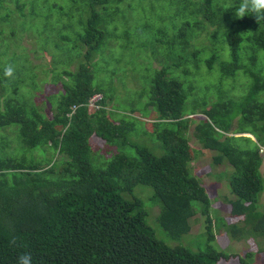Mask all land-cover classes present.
<instances>
[{
	"label": "trees",
	"instance_id": "16d2710c",
	"mask_svg": "<svg viewBox=\"0 0 264 264\" xmlns=\"http://www.w3.org/2000/svg\"><path fill=\"white\" fill-rule=\"evenodd\" d=\"M240 2L0 0V46L5 25L14 19L21 24L40 20L67 43L62 29L65 24L73 28L74 16L83 28L75 37L85 44L78 67L58 72L54 84L62 89L47 95L48 114L33 96L18 95L15 79L22 82V77L16 78L14 70L6 76L0 69V264H17L25 252L33 264H228L237 255L212 244L211 199L192 170L199 153L192 139L200 149L214 152L211 165L229 167V214L236 220L223 218L222 225L235 239L241 233L254 235L255 251L264 254L259 204L264 190V20L257 21L254 14L237 17ZM140 6L152 10L140 29L152 36L159 24L163 33L167 28L169 38L156 40L169 48L168 54L176 51L173 64L182 73L172 75L170 63L159 55L154 58L161 65L150 66L161 154L129 141L133 118L127 110L107 108L112 96L107 84L94 83L92 69L95 52L116 23L109 13L126 16ZM152 50L160 54L154 45ZM117 71L108 67L109 77ZM204 71L214 80L208 81ZM190 74L196 79L201 74V83L188 80ZM95 94L101 95L97 107H89ZM94 136L109 147L104 155L94 151ZM137 184L152 187L160 205L158 223L172 240L190 232L196 214L206 215V239L198 251L155 235L133 193ZM14 236L16 245L10 243ZM253 253L239 256L241 263L250 264Z\"/></svg>",
	"mask_w": 264,
	"mask_h": 264
},
{
	"label": "rangeland",
	"instance_id": "374dc122",
	"mask_svg": "<svg viewBox=\"0 0 264 264\" xmlns=\"http://www.w3.org/2000/svg\"><path fill=\"white\" fill-rule=\"evenodd\" d=\"M145 8L148 10L143 12ZM151 11V8L147 6H144V8L140 6L139 8H134L131 12L127 11L126 16L119 13H109L112 17L110 20H115L116 23L110 25L103 45L95 52V62L93 61L92 69L95 72L94 83L107 84V92L112 96V98L109 97L107 99V108L113 106L117 110H127L129 118H133L135 127L133 131L128 133L129 141L146 145L154 153L161 154L164 151L163 142L157 136L156 127L153 124V120L156 119L159 111L157 106L150 100L148 84L152 73L150 66L159 67L161 65L159 58H154L155 55H159L162 61L164 60L163 63H170L172 75L178 77L180 72L178 71V65L173 64L176 51L174 50L171 52L172 54H168L169 48L156 40V37H162L163 35L164 40L167 37L169 38L167 28L163 33L162 28L164 26L159 24L156 27L157 31L152 36L146 29H140V26L145 23V18H148ZM73 18V28L68 27L66 24L63 27L61 23V27L64 28L62 31L68 40L67 43L58 38L59 31L52 28H44L41 21L37 19L23 24L17 19H14V24L11 21L8 22L1 37L0 69L5 71L11 66L15 77H22V82L15 79V85L19 86L18 95H23L24 98H27V95L33 96L35 102L43 106L47 114L50 108L47 95L50 94V97H52V94L58 93L62 89L61 84H54L58 72L63 68L74 70L78 67L81 57H83L81 52L85 49V44L75 37L78 36L76 31H83V28L79 25V16H74ZM9 29H12L13 34L10 33ZM152 40L155 42H152ZM57 44L59 45L58 48L56 47ZM153 45L160 50V54L158 50V52L152 50ZM164 54L170 56L169 60L168 56ZM51 57L58 59V63H55ZM31 62L35 63L33 72L29 70L32 66ZM47 66L50 68L48 72L46 71ZM115 66L119 71L111 79L108 67L112 68ZM35 70L37 74L34 73ZM204 73L208 81L214 80L212 74H207L205 71ZM201 76L200 74L196 79V76L190 74L188 80L196 85L197 82L201 83ZM66 78L67 76L64 77V79ZM234 80L237 82L244 81L241 77H235ZM32 81L36 83L35 86L31 85V83L33 84ZM11 84L9 85L11 86ZM1 86L3 87V83H1ZM202 87L203 85H200L197 88L196 96L201 94ZM99 97L100 95L97 94L96 98ZM26 100L32 101L30 98ZM186 111H188L187 108ZM246 136L253 138L250 134H246ZM94 140L96 141L94 151L104 155L109 147L96 136H94ZM191 142L199 150L196 158L192 161V170L205 186L211 199L209 214L213 234H215L212 244L228 254L234 253L237 255L234 258H230L231 261L228 264H242L239 256L243 257L250 251L254 252L252 255L253 260H251L250 264H264V254L262 252L259 253V250L255 251L257 243L254 235L241 233V238L235 239L230 235L226 227L222 225L223 218L227 222L236 220L229 214L230 204L228 202L233 197L227 180L229 167L223 163L211 165L214 152L200 149L199 144L194 142L193 139ZM8 150H11V148H8ZM127 151L133 153L131 147L127 148ZM261 153L263 155L261 171L264 176V147L261 148ZM36 155L39 158L42 157L39 153H36ZM47 155L49 156L48 153ZM133 193L139 198L142 208L146 211V221L153 228L157 237L162 238L169 244L181 243L194 251L199 250L206 239L207 218L205 214H196L192 218L190 232L182 235L180 239L172 240L158 223L157 214L160 205L152 196V187L137 184ZM259 204L260 209L264 212V190L260 193ZM220 261H224V259Z\"/></svg>",
	"mask_w": 264,
	"mask_h": 264
},
{
	"label": "clouds",
	"instance_id": "9594fccd",
	"mask_svg": "<svg viewBox=\"0 0 264 264\" xmlns=\"http://www.w3.org/2000/svg\"><path fill=\"white\" fill-rule=\"evenodd\" d=\"M237 17H244L246 14H254L257 21L264 20V0H241L237 10ZM13 69L9 66L5 70L6 76H11ZM10 243L16 245L17 238L12 237ZM17 264H33V258L31 253L25 252L18 256Z\"/></svg>",
	"mask_w": 264,
	"mask_h": 264
},
{
	"label": "built area",
	"instance_id": "2783aa9c",
	"mask_svg": "<svg viewBox=\"0 0 264 264\" xmlns=\"http://www.w3.org/2000/svg\"><path fill=\"white\" fill-rule=\"evenodd\" d=\"M100 95V94H99ZM101 96V95H100ZM97 97V94H95L91 99H90V101H89V107H97V105H95L96 104V100H98L99 98H96Z\"/></svg>",
	"mask_w": 264,
	"mask_h": 264
},
{
	"label": "bare ground",
	"instance_id": "6f19581e",
	"mask_svg": "<svg viewBox=\"0 0 264 264\" xmlns=\"http://www.w3.org/2000/svg\"><path fill=\"white\" fill-rule=\"evenodd\" d=\"M97 101V100H96Z\"/></svg>",
	"mask_w": 264,
	"mask_h": 264
}]
</instances>
